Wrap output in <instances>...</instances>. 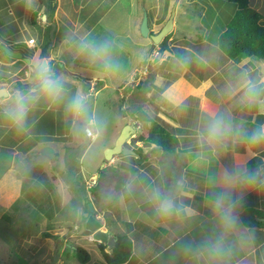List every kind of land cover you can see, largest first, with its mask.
I'll return each mask as SVG.
<instances>
[{
    "label": "crops",
    "instance_id": "1",
    "mask_svg": "<svg viewBox=\"0 0 264 264\" xmlns=\"http://www.w3.org/2000/svg\"><path fill=\"white\" fill-rule=\"evenodd\" d=\"M22 2H24L25 7L21 16L15 10H11L8 12L10 20L9 18L6 19L7 8L17 7ZM5 3L3 4L2 2L0 4L1 44L13 51L21 52L24 58H28L31 55L32 58L30 59L33 62L36 60L38 50L45 39L44 33H42V30L40 31V28L44 27V24L50 23L52 16L49 15V21L46 22L44 16L45 6L43 5L39 8L35 5L34 0H17L13 3L5 0ZM34 11L39 12L40 20L37 27H33L30 23ZM20 20H26L25 29L19 24ZM63 40V42L57 44L54 38L50 51L51 56L49 59L44 60L54 73L57 70V63L61 62H57L55 57H60L62 53L64 54L63 60L68 59V39L64 38ZM145 47L148 52L146 57L153 61L147 62L151 70L150 79H148L146 71L142 72L137 69L135 71H138V77L135 80L130 79V87L134 88L129 92L130 98L136 97L140 92H143L142 103L137 106L140 109V117L134 123L137 128L136 132L139 134L143 129L151 127V122L143 120L145 117H150L170 129L179 138L180 147L175 152L168 153L157 149L154 145L144 146L143 143H137L134 147L129 145V148L134 150L142 148L145 159H140L138 155H119L115 156L112 162L105 163L103 169L99 170L100 174L95 173L91 177V180H96V183L98 182L99 184V201L92 202L90 196L92 189L89 191L86 187L87 197H83L84 202L81 204V201L77 198L79 190L75 189L77 173L71 171L72 175L70 177L65 174V171L68 169L65 159L67 158L68 145L79 142L78 137L72 133V127L68 131V113L66 111L68 83L77 88V93L79 86L76 80L68 76V67H66L65 71H61L58 74L65 81L64 86L66 90L64 98L59 105L61 109L55 108L53 113H43L37 119L31 120L27 118L29 125L26 126L27 129L24 131L16 130L5 119L2 110H0V151H7L15 156L12 168L0 180V216H4L5 211L12 208L15 202H24L22 201V183L27 177V180H31L30 199L38 202L41 208L44 207L43 210L53 218L54 224H58V220L60 222V219H65L64 223L66 225L60 224L61 228L59 230L62 231L64 226V229L71 226L70 228L74 230L76 226L77 228L81 227L80 225L85 222L84 215L88 210V204L92 203L96 210L95 216L98 220H101L103 230L106 231V228L110 226L113 228L115 235H128L133 243V254L124 264H208L206 256H196L186 253L184 245H200L204 241L214 239L220 234L219 222L214 217L209 206L212 193L217 192L214 189L223 190V185L219 180L220 174L226 168L232 169L243 161L247 160L249 162L256 157L261 158L263 163L260 165H264V145L249 147L242 143L231 142L228 143L227 147L223 150V154L219 157L213 156L210 151L205 150V155L202 158H198L196 153L200 149L196 143L195 132L205 122L209 111L220 113L223 110L222 105L216 106L215 100L210 95L212 94L213 96L215 93L222 96L221 102L222 104H226V108H228L223 110L224 115L230 118L232 116L242 118L244 121L243 129L247 131L252 130L250 127H246V124L256 127L264 126V111L256 108L248 109L240 104V96L242 95L240 85L245 80H251L256 83L264 81V59L259 58V60L250 57L242 60V63L234 62L239 64L236 66L231 65L229 62L225 64V66L231 68V74L239 70L241 72L240 77L242 78V82L236 87V91L230 93V97L227 100L223 97V93L220 90L224 88L223 85L220 87L215 86V89L214 87L213 89L205 88L200 98L192 95L201 91L204 86L207 87L210 82V80H202L194 74L191 82V92L186 95V99L174 104L175 108L173 110H168L167 106L171 102H174V100L170 101L167 98V90L176 89L181 79H176L177 83H170L157 70L155 71L156 75L153 73L152 69H156V67H152V64H161L158 58L164 57L166 59V56L172 54L168 51H163L164 53L162 52L163 55H161L157 51L158 49L154 50L152 48V43L146 44ZM185 49L187 51L190 50L189 48ZM157 52L159 55L156 57L157 59L153 60V56L155 57L158 54ZM65 54L67 55L65 56ZM70 54L72 53L70 52ZM78 56L74 63L80 61L82 70H88L89 67L95 68L84 57ZM6 62H9L8 66H10V63L18 66L21 63L27 64L24 60L8 56L1 49V69H3L2 65ZM187 71V68L184 67L182 75L185 76ZM218 72L220 73L221 71L218 70ZM141 74L142 76L144 75L143 82H141L143 77H139ZM227 75L228 73L225 72L223 80L226 78L230 80ZM10 78V76L0 73V88L4 87L7 89V81ZM99 81L98 75H95L87 83L93 86L95 83H99ZM121 84L122 82L119 85ZM136 88L139 90L135 91ZM160 88H163L166 92H159L157 89ZM13 89V93L7 89L9 96L18 91L15 90V87ZM181 89L180 87L178 90ZM192 97L196 100V103L198 102L203 117L201 116L198 118V121H195V118L190 116V112L186 111L184 112L190 115L184 113L182 116H176V110L181 108ZM143 103L144 109L141 108ZM128 104L132 105L131 100H129ZM237 104L239 105L237 106ZM53 105L55 104H50V107ZM230 112L231 115H229ZM131 115L136 116L134 112H131ZM252 128L254 129V127ZM139 129L140 132H138ZM83 141L89 142V146L97 142ZM44 144L48 145L43 147ZM114 145L104 147V150ZM58 147L60 148L58 149ZM46 149L54 151L56 166L54 162H51L50 166H48L45 162L41 161V154L37 152ZM17 156H19V161L16 162ZM62 156L65 161H62L60 164ZM138 162L141 163L138 164ZM37 165L42 166L43 171H34L32 169ZM31 169L30 175L28 173ZM79 170L82 174L83 166ZM43 180L48 181L45 183ZM49 182L54 187L53 192L47 187ZM39 183L43 187L42 198H39L42 194L35 193V188H38ZM84 183L85 186L86 183L89 185V182L86 180H84ZM129 183H131V191L125 187ZM156 189L161 193L170 195L178 205L182 204L186 211H181L179 214L174 213L168 217L158 215L155 210V202L152 199V194ZM232 195L242 198V202L238 208V229L229 235L226 240V243L231 248V254L223 259L222 264H264V224L247 227L240 218L241 214L248 209L264 211V187H257L252 192L234 191ZM66 197H68V200H66ZM63 212L67 213L66 216L62 215ZM54 218H57L56 221ZM76 232L79 231L69 230L68 235L66 234V230L62 232L64 234L61 237V241L58 244L55 243V246H53L55 254H53L52 262L54 264H81L76 250L69 243L72 242L83 247L89 253L90 260L86 264H107L99 248L98 241L94 240L93 236H80ZM106 252H111L110 247L106 249ZM63 255H68V261L64 259Z\"/></svg>",
    "mask_w": 264,
    "mask_h": 264
},
{
    "label": "rangeland",
    "instance_id": "2",
    "mask_svg": "<svg viewBox=\"0 0 264 264\" xmlns=\"http://www.w3.org/2000/svg\"><path fill=\"white\" fill-rule=\"evenodd\" d=\"M9 1L13 3L17 0ZM0 2V4L2 2L6 4L5 0H1ZM55 3L56 10L52 14L50 23L44 24V27H41L40 31L42 30L46 39L47 28L51 26L50 32L53 34L52 43H54V38L57 44L63 42L64 38L68 39V64L65 65V61L63 60L64 54L62 53L60 57H55V59L57 62L61 61L63 65L68 67V76L78 83V93L87 97L90 115L99 117L103 122V129L101 135L96 140L97 142L95 141L96 143L89 146V142L83 141V138H78L79 142L68 145V151L66 152L67 158L65 159L68 169L65 171V174L70 177L72 175L71 171L77 173L75 189L79 190L77 198L81 201V204L84 202L83 197H87L84 180L88 181L89 185L93 187L96 180H91L92 175L95 173L100 174L99 170L103 169L105 163L112 162V160L106 161L105 152L107 148L104 150V147L114 145L125 126L128 124L135 125V121L140 117V109L137 106L142 103L143 92H140L133 98H130L129 92L134 89L130 87V79L135 80L139 75L135 69L142 72L146 71L145 73H148V79H150L151 70L147 62L151 61V59L146 57L148 52L145 45L152 43V48L154 50L158 49L157 51L163 55V50L159 49L161 44L155 45L150 37L144 38L141 35L140 26L146 15L148 16L151 33L157 34L168 22L172 10L176 8L175 28H173V32L166 38V41L164 40L165 45L168 47L167 51L172 55L166 56V59L164 57L158 58L161 64H152V67H156V69H152L153 73L156 75L155 71L157 70L170 83H177L176 79H181L176 89L167 90V98L170 101L174 100V102H171L167 106L168 110H173L175 108L174 104L186 99V95L191 92V82L194 74L202 80H210L207 87L204 86L201 91L192 94L199 98L200 95H203L205 88L213 89L214 87L215 89V86L220 87L223 85L224 88L220 90L223 93V97L227 100L230 97V93L236 91V87L242 82L239 70L231 74V68L225 66L227 62L236 66L239 65L236 63H240L241 61L234 63L218 47V39L236 11V6L225 0H116L113 6L110 7L109 4L110 8L108 11L98 22L99 24L95 25L89 23L91 17L85 19L87 17L83 16L84 9L82 8L88 4V0H56ZM251 4L263 16L264 20V0H251ZM24 7L25 4L22 2L17 7L7 8L6 19L9 18L8 12L11 10H15L21 16L22 12H24ZM96 11L95 13L98 12ZM19 24L25 29L26 20H20ZM85 37L89 41L111 39L114 42V55L121 64V70L116 74H105L89 66L88 70H82L80 61L74 63L79 57L75 41ZM185 48H189L190 50L187 51ZM158 55L159 53L155 57L153 56V60L157 59ZM177 57H187L188 63L184 66H179L176 63ZM252 58L259 59L256 57ZM35 59H39L37 55ZM164 59L165 61L163 62ZM8 65L9 62L2 65L3 69L0 68V73L11 77L7 81V89L12 93L14 92L13 87H15L16 82L23 81L24 79L31 82L32 75L29 69L31 64L21 63L18 66L10 63V66ZM184 67L188 70L185 76L182 75ZM56 68L58 69L57 65ZM218 70L221 72L219 73ZM225 72L228 73L227 77L230 80L228 78L223 80ZM95 75H98L100 79L99 83L97 82L99 85L95 83L91 86L87 81L91 80ZM142 77L141 82L144 80V75ZM121 82L122 84L119 85ZM180 87L182 89L178 90ZM137 90L139 89L136 88L135 91ZM157 90L159 92H166L163 88ZM210 95L215 100L217 107L222 105L223 110L228 109L226 108V104H222L221 102L222 96L216 93L213 96L212 94ZM71 97V93L68 92V101ZM129 100H131L132 105L128 104ZM143 107L144 103L141 108L144 109ZM223 110L220 112L221 114H224ZM184 111L190 112L191 115ZM131 112H134L136 116H132ZM184 113L195 118V121H198V118L202 116L198 102L196 103L193 97L176 110L175 115L182 116ZM229 115H231V112ZM123 118L125 120L124 123ZM231 120L234 124L241 125L242 127L244 125L243 119L238 116H232ZM252 127L255 128L256 126H250L251 129H253ZM138 132H140V129ZM139 134L136 132L134 136L129 138L128 144L125 146L129 147L130 145L134 147L137 143H140L138 142ZM47 145L44 144L43 147ZM43 152L44 150H41L37 153L41 154V161L50 166L51 161ZM65 159L63 160L62 156L60 164ZM17 161H19V156H17ZM54 165L56 166V162H54ZM81 166H83L82 174L79 170ZM86 185L88 186L87 183ZM90 196L92 202H98L95 201L92 190ZM66 200H68V197H66ZM22 201L24 202L17 201L19 204L14 209L13 205L15 202L12 208L5 211L4 216H0V264H24V262H27V264H54L52 262L53 254H55L53 246H55V243L58 244L61 241V237L64 234L62 232L66 230V234L68 235L71 226L67 229H64V226L62 231L59 230L61 228L60 224L66 225L64 223L65 219H60V222L58 220V224H54L55 222L50 218L51 216L47 215L40 205L30 204L26 200ZM66 214V212L62 213L63 216H66ZM6 215H8V218L5 220L4 217ZM54 219L56 221L57 218ZM75 221L78 222L77 220ZM76 229H78L77 226ZM44 232L55 234L59 236V239L46 238L44 237ZM64 259L68 261V255L64 256Z\"/></svg>",
    "mask_w": 264,
    "mask_h": 264
},
{
    "label": "clouds",
    "instance_id": "3",
    "mask_svg": "<svg viewBox=\"0 0 264 264\" xmlns=\"http://www.w3.org/2000/svg\"><path fill=\"white\" fill-rule=\"evenodd\" d=\"M77 52L93 67L105 74H116L121 70V64L114 55V42L111 39L89 41L80 38L75 41ZM176 63L184 66L187 57H177ZM32 79L26 91H16L13 95L0 99V110L11 125L18 131L26 130L29 112L43 99L50 104L62 101L65 94V81L57 76L43 60L31 65ZM264 81L256 83L245 80L241 85L242 95L240 104L248 109L256 108L264 111ZM66 111L72 120V133L78 138L95 142L103 129L102 120L90 115L88 99L77 93L66 105ZM196 143L200 149L196 153L198 158L205 155V150L219 157L229 142L242 143L249 147L264 145V126L247 131L241 125L234 124L230 117L209 111L207 119L195 132ZM223 190L213 192L209 200L210 209L219 222L220 234L214 239H208L200 245L185 244L184 251L196 256H206L208 264H222L223 259L231 254V248L226 243L229 235L238 229V208L242 198L234 197V191H255L257 187H264V165L249 168L247 160L232 169H224L219 177ZM87 187V185H86ZM125 187L131 191V183ZM93 188V187H92ZM152 199L158 215L168 217L186 211L182 204L178 205L174 199L154 190ZM94 238V237H93ZM95 240V239H94Z\"/></svg>",
    "mask_w": 264,
    "mask_h": 264
},
{
    "label": "trees",
    "instance_id": "4",
    "mask_svg": "<svg viewBox=\"0 0 264 264\" xmlns=\"http://www.w3.org/2000/svg\"><path fill=\"white\" fill-rule=\"evenodd\" d=\"M35 5L41 8L43 5L45 6V21H49V15L52 16L56 10V0H34ZM228 3L234 4L236 6V11L233 16V18L229 21L227 24L225 30L220 35L218 39V45L219 49L232 61L234 62H240L246 58L250 57H257L260 59H264V20L263 16L256 11L252 5L251 0H225ZM116 3V0H88V4H86L83 11V16L87 17L85 19H88L89 17V23L91 25L97 24L105 15V13L108 11V9L113 6ZM110 4V7H109ZM98 9V10H97ZM98 12H97V11ZM39 11V9H38ZM34 11V13L31 16V25L33 27L38 26L39 19V12ZM95 11L97 13H95ZM52 29L51 26L47 28V34L46 39L43 43V45L38 50V60L43 59H49L51 56V49H52V41H53V34H51L50 30ZM152 34H154L152 32ZM167 38V37H166ZM165 38V41H166ZM165 41L161 43V50L167 51L168 47L165 45ZM3 50V49H2ZM28 58H32L31 55L28 56ZM38 60H34L38 61ZM32 62V63H33ZM70 62V61H69ZM63 63L59 62L57 63L58 69L56 70V75L61 71H65L66 67L65 65L68 64V59L65 60V65ZM32 65V64H31ZM31 65L29 69L31 70ZM50 68V67H49ZM32 75V71H31ZM261 86H264L262 84ZM30 87L29 81H20L16 82L15 88L18 91H26L27 88ZM68 92L71 93V96L74 97L77 94V88L68 83ZM71 97V98H72ZM264 98V97H262ZM69 102V101H68ZM61 101L53 106L50 107L49 102L45 100H41L36 107L29 112L28 118L31 120L37 119L39 116H41L43 113L51 114L53 113L55 108L61 109L59 107ZM146 122H151L150 128L143 129L139 136H138V142L143 143L144 146H152L154 145L157 149H160L164 152L172 153L175 152L180 147V140L179 138L170 131L165 125L161 124L158 121H155L151 119L150 117L143 118ZM29 125V122L27 121V125ZM252 125L246 124V127H250ZM72 127V120L71 117L68 114V131H70V128ZM257 128V127H255ZM27 129V128H26ZM33 135V133H31ZM45 141V140H42ZM136 151V154L140 157V159H145L142 148H139ZM263 163L261 158H253L248 162L249 168H255L256 166ZM32 169L35 170H41L42 166H35ZM32 169L28 174L31 175ZM29 176V175H28ZM48 180H43V182H47ZM31 180H27V177L23 180L22 183V200H26L30 202V204H37L40 205L36 201H32L29 197L31 187H30ZM49 185L47 186L51 191H54L53 185L49 182ZM38 188H35V193L42 194L43 193V187H41V183L38 184ZM98 188L99 184L98 182L96 185L92 188V193L94 195L95 201H99L100 197L98 195ZM214 191L220 192V189H214ZM57 194L56 192H54ZM58 195V194H57ZM43 194L39 197L42 198ZM19 202H16L13 205V208H17ZM43 207V206H42ZM44 208V207H43ZM42 208V210H43ZM8 218V215L4 217L6 220ZM51 218V217H50ZM241 221L243 224L247 227H255L263 225L264 222L259 219H264V211H260L257 209H248L244 211L241 216ZM53 219V218H51ZM84 222V220H83ZM80 228L76 229V231H79ZM71 231H75L73 228H70ZM106 231L113 235L116 239V245L113 248H110V253L106 252V249L108 248V245L105 243H100L99 248L102 252V255L106 261L107 264H124L126 263L133 254V243L131 238L128 235H115L114 230L112 227L108 226L106 228ZM44 237L46 238H54L59 239V236H56L55 234H52L50 232H44ZM71 244V242H70ZM72 247L76 250L78 260L81 264H86L90 260V255L83 247L72 243ZM24 264H27V262H24Z\"/></svg>",
    "mask_w": 264,
    "mask_h": 264
},
{
    "label": "water",
    "instance_id": "5",
    "mask_svg": "<svg viewBox=\"0 0 264 264\" xmlns=\"http://www.w3.org/2000/svg\"><path fill=\"white\" fill-rule=\"evenodd\" d=\"M176 17V8L172 10L171 17L169 18L166 25L161 29V31L157 34H152L151 29L149 27L148 16L144 17L143 22L140 26L141 35L144 38H149L153 41L155 45L161 44L166 37H168L174 28V22ZM0 48L4 50V52L15 59L24 60L27 64H32V60L30 58H24L21 52H16L11 50L9 47L1 44ZM45 63H47L45 61ZM5 94L9 96V92L6 88H0V99L5 98ZM136 125H126L122 130L120 136L118 137L115 145L110 147L105 152L106 161H111L115 156L119 155H131L137 156L136 151L131 148L125 146L128 144L129 138L136 134ZM43 154L49 158L51 162H55L56 155L52 149L44 150ZM15 156L12 153L7 151H0V180L4 177V175L12 168L14 163ZM95 207L92 203L88 204V210L85 212V222L81 225L78 234L80 236H93L94 239L100 243H105L108 247L113 248L116 245V239L111 236L107 231L103 230L101 220H98L95 216ZM264 220V219H260Z\"/></svg>",
    "mask_w": 264,
    "mask_h": 264
},
{
    "label": "built area",
    "instance_id": "6",
    "mask_svg": "<svg viewBox=\"0 0 264 264\" xmlns=\"http://www.w3.org/2000/svg\"><path fill=\"white\" fill-rule=\"evenodd\" d=\"M87 189L90 191L92 189V186L88 185Z\"/></svg>",
    "mask_w": 264,
    "mask_h": 264
}]
</instances>
